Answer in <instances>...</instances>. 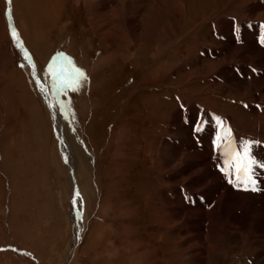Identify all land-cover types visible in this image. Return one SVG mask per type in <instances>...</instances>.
<instances>
[{"label": "rangeland", "instance_id": "1", "mask_svg": "<svg viewBox=\"0 0 264 264\" xmlns=\"http://www.w3.org/2000/svg\"><path fill=\"white\" fill-rule=\"evenodd\" d=\"M35 1V10H29L21 6L23 0H11V3L0 0V264H132L133 257L140 253L147 258L142 264H184L180 257L187 254L178 246V240L172 241L171 235L175 237L176 229L184 233L185 223L175 220L170 208L178 205V201L185 203V198L196 202L193 196L204 199V195H200L199 190L185 189L187 180L178 185L168 180L169 173L177 176L187 161L183 159L184 164L175 165L171 171L167 166L161 168L164 131L169 129L167 122L182 104L178 91L188 89L196 99L207 89L216 92L219 82L224 81L213 80L216 62L210 61V56L211 59L202 63V67H210L203 71L202 79L188 86V73L194 68L182 67L179 58L188 56L185 44L188 34L200 27L203 28L199 31L200 47L221 39L219 25L212 21L218 14L225 17L231 14V19H236L237 23L248 24L251 21L248 12L237 14L231 7L246 0H189L195 3L190 2L193 22L185 31L181 30L186 25L180 22V10L176 12V19L167 13L169 7L173 11L179 9L176 0L149 3L143 9L136 31L130 30L134 15L129 13L128 0H120L123 3L118 0L116 7L112 0H103L109 2V7H104L102 0H90L93 12L104 7V22L99 30L89 23L91 16L85 8V0L75 9L68 0H61L65 6L55 13L53 5L58 0H54L48 17L41 12L40 0ZM252 21L264 27V9L258 11ZM12 22L32 52L38 71L32 69L35 68L32 57L22 44V52L24 56L27 54L32 67L24 59L12 35ZM162 35L166 45L161 49ZM168 35L175 36L170 46L165 42ZM237 36H234L235 41L242 44ZM26 38L35 47H31ZM194 44L198 47V41ZM131 54L136 58L138 55V59L130 58ZM49 65L55 71L61 66L71 71L74 66L84 76L79 85L60 86V79L49 74ZM244 67L246 69H236L241 78H251L257 70L264 76L263 66ZM32 71L38 73V82L47 88L50 99L46 91L39 89ZM65 78L71 79L67 73ZM262 85L264 87V80ZM234 88V85L229 86V90ZM220 97L208 114L203 113V120L197 118V123L192 125L200 121L203 131L223 134L221 128L216 129V117L227 118L233 129L230 128L231 135L237 142L247 139L261 142L253 148V155L264 162V92H251L247 85L234 96L230 93V96ZM195 102L200 103L197 99ZM150 112L155 120L163 122L152 127L155 122L147 118ZM56 116L63 124L56 123ZM222 127L229 128L224 123ZM145 130H149L151 147L148 150L142 137ZM122 131H126V135L120 142ZM174 135L171 138L177 140L178 136ZM197 142L198 148L203 149ZM155 165H159L156 170ZM148 180L153 184L151 192L156 207L151 208L150 213L142 190ZM177 188L183 192L181 197L177 196ZM184 189L189 192L182 198ZM164 190L174 202L165 203L167 218L173 224L168 230L167 225H160L156 230L163 232L155 230L157 235L150 236L151 219L156 218L152 213L162 209ZM244 207L250 211L249 207ZM224 220L222 234L228 233L225 227L230 223L229 218ZM241 233L243 242L227 251L226 261L220 264H255L259 254L251 248L254 243L262 245L257 249L264 252L263 234ZM215 236L216 230L208 228L205 239ZM163 239L167 243L164 250L161 249ZM135 243L139 244L137 248L128 245L136 246ZM164 253H169V263L163 261ZM214 253L212 249L208 251L209 256ZM260 259L264 261V257ZM205 261L200 264H217ZM137 262L135 259V264Z\"/></svg>", "mask_w": 264, "mask_h": 264}, {"label": "bare ground", "instance_id": "2", "mask_svg": "<svg viewBox=\"0 0 264 264\" xmlns=\"http://www.w3.org/2000/svg\"><path fill=\"white\" fill-rule=\"evenodd\" d=\"M52 1L54 2V0H50V1L44 0V2L43 0H40V3H38L40 5H43L41 12H43L47 17ZM81 1L82 0H68V3H70L71 7L75 9V6ZM117 1L118 0H112V5L116 7ZM119 1L118 3L121 2ZM176 1H177L176 6L179 7V9H174L175 11H173L171 7H169L167 9L168 10L167 13H169V15L172 18L176 19L178 17V13L176 12L180 10V17H181L180 22L182 21L186 25V27H183L181 29L184 30L187 29V26L193 20V16L190 15L192 13L190 8L191 6L190 2L192 1L190 2L189 0H176ZM27 2L23 0L21 6L24 7L27 6L29 10L30 8H33L35 10L34 7L37 1L27 0ZM91 2L92 1L90 0H85L84 2L86 10L88 14L91 16V17L89 16L91 19L88 20L90 25H92L93 29L99 30L100 29L99 26L102 27L101 24L104 22V20L102 19V16L104 15L103 12H105L104 7H109L110 4L109 2H104L102 0L100 2L104 7L100 8L101 10L94 8L95 10L93 12L92 11L93 6L91 7ZM154 2H155L154 0H128V6L130 10L129 13L130 15L133 14L135 16V17L132 16L133 25L131 24L132 28L130 30L136 31L137 29H139L141 24L140 16L143 12V9L146 8V6H148L149 3H154ZM214 2H216V0ZM63 5L65 6L64 1L58 0V2H54L53 5L54 13L58 11L56 9L61 8ZM20 7H18V9ZM231 7L237 10L238 12L237 14L241 13L242 15L244 11H247L248 12L247 17L251 21H248L247 22L248 24L246 25L239 24L236 22V19L235 20L231 19L230 16L231 14L226 15V17L225 15L219 16V14L215 18L212 17L213 18L212 21L218 23L219 25L218 28H220L219 32L223 36L221 37V39L220 38L214 39L213 44L204 45L203 48L200 47L201 41L199 34V31L203 28L202 27H200L201 29L198 28V24H197L196 25L197 27L195 28H198V30L196 32L194 30L193 33L190 32V34H188L189 35L188 37L186 35L188 39L185 42V44L187 45V49L189 51L188 56H185L183 59L179 58L180 65L182 67L194 68L188 73V86H191L192 83L195 84L196 79L197 81H199L200 78L202 79L203 71H205L209 67L208 65L207 67L206 66L202 67V63L207 58L211 59L210 56H212L213 59V60L211 59L210 61H213V63L216 62V67L215 65H213L214 66L213 68H215V71L213 73L214 77L212 76L213 80L221 81L223 79L224 82L223 83L219 82L216 92L212 90L207 91L208 90L207 89L202 93H200V95L196 97V99L198 100V102L200 101V103L195 102L196 99L192 96V94H190L191 92L188 89H186V91L184 92L178 91L177 95L180 97V99H182V104L180 106V109L173 115V119L167 122V124H169L167 126L169 127V129L167 128L164 131L165 132L164 139L166 140L164 142V148L162 150L163 153L162 158L164 159V161L160 162L161 168L163 169V167L167 166L168 170L171 171L173 167L181 166L182 164H184L182 163L184 160L187 161L186 162L187 165H185V167H183L180 170L177 176L174 177L169 173L168 180L171 181L172 185H178V183L187 180V185L185 189L199 190L201 191V193L199 192L200 195H204V199L201 196L200 198L199 197L196 198V202H193L192 200L185 198V194H187V192L189 191L186 192V190L184 189L185 191L182 198H185V203H183L184 201L181 202L178 201V205H175L174 207L172 206L170 208V211L174 214V219L185 223L184 233L183 231L181 232L179 229H176L175 237L173 236L174 234L171 235L173 237L172 241L178 240L179 241L177 242L178 246L181 247L182 251L183 252L185 251L184 253L187 254V257H183V256H182L183 258L180 257L181 263L184 264L185 263L189 264L190 262L189 259L191 260L192 264H200V262L203 261L206 262L205 259H208L209 263L211 261H215L217 264L225 262L228 257L227 251L233 250L235 245H237V243L243 242L241 231L244 232L246 231L248 233L257 232L263 234L262 237L264 238V167L263 168L257 167L255 169V178L258 182L259 188L262 189L261 191L250 192L234 187L233 183L229 182L231 179H233V177L226 176L225 173L221 171V168L225 167V164H224L223 153L219 151L216 147L217 134L214 131L211 132L210 130L195 132L194 128L197 125H192L197 123L195 122L197 118H201L200 121L203 120L204 118L203 113L208 114L210 112V109L216 106L217 102L221 100L220 95L230 96L231 93V95L234 96V94H237L243 91V89H246L247 85L251 92H256L259 90L264 92V87L262 85L264 76H260L261 73L260 70H257L255 74L251 78L248 77V79L247 77L241 78L242 77L241 73L240 75L236 74L237 68L246 69L244 65L247 66L251 64V66L254 65L255 67L258 68H261L262 66L264 67V43L262 47H260V44H262V38H264V27L262 24L258 25L257 23H254L252 21V19L257 15V12L260 11L261 9H264V0H246L242 2V4L234 5ZM207 12L208 10H206V13ZM219 13H221V11H219ZM204 14L202 16H204ZM245 17L246 16H244V18ZM58 18L59 15L57 16L56 19ZM50 19L47 22L48 24L51 23ZM216 19L218 20L216 21ZM97 20L99 21L102 20L99 23L100 25L96 22ZM236 34L238 35L237 38L239 42L240 40L243 42V43L241 42L242 44H239L235 41L236 38L234 39V36H236ZM41 37L42 36H40V38ZM172 37L175 36L168 35L166 37L165 42H167V46H170L172 42L175 41L174 39H172ZM195 41H198V47L194 44ZM28 43L31 47H35V44L32 43V41L30 42L28 41ZM183 43L184 41H182V44ZM165 45L166 44H164V35H162V39L160 40L159 43V48L162 49V47ZM155 48L158 49V47ZM242 50H244V52H242ZM227 52L229 53L227 54ZM131 56H133L132 57L133 59L135 57V61L138 59V55L137 58L134 54H131L129 57L131 58ZM238 63H240V65L236 66ZM231 85H234L235 88L237 86L239 87V89L234 88V90H229V86ZM221 88L225 90L223 91L221 90ZM57 118L58 119H56V123L59 122L60 124H63L60 117L58 116ZM147 118L151 119L152 122H155L152 124V127H154L156 123L163 122L161 120H155L154 114L151 112L149 113ZM243 126L240 125L239 127L242 129L244 128ZM205 129L207 128L205 127ZM166 133L169 134V136L168 135L166 136ZM172 134L178 136V138L176 137L177 140H173V138H171ZM125 135H126V131L120 132V137H119L120 142H123V137ZM142 137L147 142L146 145L147 149L145 150H148V148L151 147L150 143L148 142L149 130H145L142 134ZM197 141H199V143L202 144L203 149H201V147L198 148ZM184 154H186L187 156L185 157ZM153 162L154 164L156 163V161ZM158 166L159 165H155L153 169L156 170ZM184 175L186 176L183 177ZM152 188H153V184L152 185L149 184V180L146 186H142V190L146 194V199H147L146 206L148 207L149 213L151 208H156L155 202L153 201L155 196L153 195V192H151ZM176 193L177 196L180 197L183 194V192L181 193L180 190L177 191ZM164 194H165V196L163 195L164 199L160 202L162 209L157 210L155 213H152V215L156 216V218L151 219L152 223L150 224L151 225L150 228H153V232L150 233V236L157 235V232L160 233L162 229L160 231L156 230V228H159L160 225L162 224L167 225V230H168L169 226L173 224V222L167 218L166 215L167 208L165 207L166 205L165 203L167 204L169 203L171 205V202L173 201L170 200L171 197L166 195L167 194L166 190H164ZM257 194L261 195V198H258ZM213 201L215 203L208 208V205ZM244 206L249 207L250 211ZM239 209L240 212L237 211ZM225 218L230 219L229 220L230 223L226 225L228 226L229 229L225 227L228 233L225 232L224 234H222L221 230L223 223L226 221L224 220ZM155 220L157 221V223H153ZM205 222H207L206 223L207 225L205 224ZM172 227L173 225L171 226V228ZM161 228L163 227L161 226ZM208 228H211V230L212 229L216 230V236L210 240L205 239V233L208 230ZM181 233H183L184 236H182ZM161 241H162L161 249L166 248L167 246L166 241L164 239ZM135 244L136 246H134L133 244H128V245L137 248L139 244L138 245L137 243ZM260 246L262 245H260L259 243L258 244L254 243L251 245L253 251L259 254L258 257L255 258L254 261L255 264H264V261L260 259L261 257H264V252H259L260 249H257V247ZM210 249L215 251L214 255L212 256L208 255V251ZM262 251H264V249H262ZM167 256H169V253H164L163 261L169 263L167 260ZM135 259L138 260L137 262L138 264H142L143 260L144 262L145 260L147 261V258H144L142 253L137 254L135 257H133L131 261L132 264H135ZM177 261H179V259Z\"/></svg>", "mask_w": 264, "mask_h": 264}, {"label": "snow or ice", "instance_id": "3", "mask_svg": "<svg viewBox=\"0 0 264 264\" xmlns=\"http://www.w3.org/2000/svg\"><path fill=\"white\" fill-rule=\"evenodd\" d=\"M9 3H11V0H9ZM12 35L13 38L17 40L18 46L22 47V43L15 29H13ZM262 43H264V38H262ZM25 59H28L27 54H25ZM66 73L71 79L65 78ZM49 74L52 75L54 79H60V86L69 87L73 84L79 85L81 77L84 76V73L74 66L71 71L63 66H61L59 71H55L53 70V66L49 65ZM41 90L43 91L44 89L42 88ZM73 90H76V88L73 87ZM245 107H247V105H245ZM216 122L217 127L221 128L223 132V134L218 132L216 137V147L224 156L225 167L221 168V171H223L226 176L233 177L229 182L233 183L234 187L244 191H261L262 189L259 188L255 178V169L257 167H264V162L258 161L253 155V148L261 142L251 139L237 142L231 135V129H224L222 127L223 121L220 117H216ZM194 131H203V123H198Z\"/></svg>", "mask_w": 264, "mask_h": 264}]
</instances>
